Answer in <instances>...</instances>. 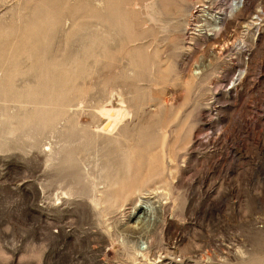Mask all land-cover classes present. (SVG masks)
Returning <instances> with one entry per match:
<instances>
[{"label": "rangeland", "instance_id": "374dc122", "mask_svg": "<svg viewBox=\"0 0 264 264\" xmlns=\"http://www.w3.org/2000/svg\"><path fill=\"white\" fill-rule=\"evenodd\" d=\"M237 2L0 0V264H264V0Z\"/></svg>", "mask_w": 264, "mask_h": 264}, {"label": "bare ground", "instance_id": "6f19581e", "mask_svg": "<svg viewBox=\"0 0 264 264\" xmlns=\"http://www.w3.org/2000/svg\"><path fill=\"white\" fill-rule=\"evenodd\" d=\"M247 1V0H246ZM243 2H245V0H238V2H237V5L239 6V5H241ZM244 4V3H243ZM233 6V5H232ZM240 7V6H239ZM107 111V110H106ZM106 114H108V113H106ZM121 115V114H120ZM116 115H114V116H112V115H110V114H108V117H103L104 119L102 120V122H101V125H99V126H101V129H102V131L103 132H105V133H108V132H110L112 129H114V127L118 124V121H120L121 119L119 118V119H117L116 117H115ZM118 117V116H117ZM120 117V116H119ZM110 134V133H109Z\"/></svg>", "mask_w": 264, "mask_h": 264}]
</instances>
